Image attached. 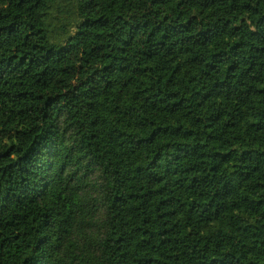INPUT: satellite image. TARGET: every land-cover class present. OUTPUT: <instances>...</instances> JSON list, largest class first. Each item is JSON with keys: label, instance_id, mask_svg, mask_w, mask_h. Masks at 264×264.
Returning <instances> with one entry per match:
<instances>
[{"label": "trees", "instance_id": "trees-1", "mask_svg": "<svg viewBox=\"0 0 264 264\" xmlns=\"http://www.w3.org/2000/svg\"><path fill=\"white\" fill-rule=\"evenodd\" d=\"M0 264H264V0H0Z\"/></svg>", "mask_w": 264, "mask_h": 264}]
</instances>
